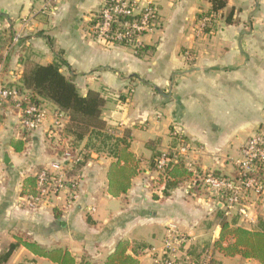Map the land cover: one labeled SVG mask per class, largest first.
Wrapping results in <instances>:
<instances>
[{"label":"crops","instance_id":"obj_1","mask_svg":"<svg viewBox=\"0 0 264 264\" xmlns=\"http://www.w3.org/2000/svg\"><path fill=\"white\" fill-rule=\"evenodd\" d=\"M149 3L159 21L156 31L142 41L143 48L155 50L140 55L141 50L133 47L95 39L92 21L102 0H0V22L11 23L0 31V63L7 77L15 81L25 65L65 61L61 71L81 95L93 91L106 100L102 118L112 133L122 136L130 131L133 158L126 168L135 171L127 192L115 196L109 180L115 160L89 150L85 165L70 172L82 175L77 202L69 206L67 195L60 193L48 203L30 206L26 202L30 178L35 180L38 172L49 168L61 148L87 149L86 141L73 142L66 130L69 119L50 103L45 104L50 115L62 116L60 138L50 139L46 133L52 117L42 131L31 135L14 117L1 116L0 256L13 243L20 246L0 264H57L29 250L25 241L46 251L63 249L76 264H106L124 241L127 254L138 264H162L168 224L191 238L174 264H193L209 242L213 264H260L240 254L226 255L215 243L222 231L219 214L231 227L258 229L264 223V196L253 192L243 196L241 203L251 219L244 222L236 209L227 212L221 195L202 184L190 189L191 177L164 197L167 181L152 162L158 153L185 142L191 148L186 162L198 174L236 173L243 146L264 128V0H229L214 16L210 30L198 19L211 9L208 0ZM231 11L234 23L227 24ZM9 32L19 41L4 49L1 42ZM20 142L24 149L17 152ZM232 242L229 238L223 247Z\"/></svg>","mask_w":264,"mask_h":264},{"label":"built area","instance_id":"obj_2","mask_svg":"<svg viewBox=\"0 0 264 264\" xmlns=\"http://www.w3.org/2000/svg\"><path fill=\"white\" fill-rule=\"evenodd\" d=\"M53 1L49 0L50 3ZM158 21V12L149 0H146V5H142L141 0H102L101 10L93 16L91 30L99 42L133 47L138 51L143 48L142 38L156 31ZM209 21V18H204L201 21L202 28H205ZM26 23L27 21H24L25 25ZM10 25L9 21L4 24L0 22V31L9 28ZM18 41L19 36L15 35L12 46ZM4 68V63L1 62L0 117L3 115L14 117L21 130L31 135L42 131L52 117L53 122L47 126L46 133L50 139L60 138L63 128L62 116L58 113L51 116L45 106L33 101L30 93L9 86L11 82L6 80L7 74ZM56 146H59V141ZM190 151V146L181 142L177 149L162 153L156 163V171L162 179L168 181L169 172L179 161H183L188 171L192 173L190 189L198 187L199 184L204 185L210 193L222 196L224 199L222 206L228 213L236 209L244 222H251L241 199L247 192L264 196V180L257 176L259 167H264V128L259 129L243 146V159L236 163V173L231 177L216 176L214 173L198 174L192 165L186 162ZM58 153L59 157L49 168L37 173L34 188L26 196V202L30 206L36 207L38 204L48 203L52 196H58L60 193L67 195L69 206L79 200L82 175L72 176L70 172L73 173L74 169L85 163L91 152L66 145ZM94 211L92 209V212ZM190 240L191 238L181 232L176 225L168 224L164 240L166 258L162 264H174L177 254L188 245ZM212 260L211 252L207 251L199 260L192 262L210 264Z\"/></svg>","mask_w":264,"mask_h":264},{"label":"trees","instance_id":"obj_3","mask_svg":"<svg viewBox=\"0 0 264 264\" xmlns=\"http://www.w3.org/2000/svg\"><path fill=\"white\" fill-rule=\"evenodd\" d=\"M208 1L211 4V9L206 14L198 16L200 20L204 18L210 19L205 30L212 29L214 16L224 10L229 2V0ZM233 17L234 11H231L226 23L233 24ZM4 39L1 42V44H6L4 49L12 48L15 39L14 33H10ZM154 50L155 48L144 47L141 49L140 55L145 52H154ZM64 65H66V62L60 59L49 65H25L21 77L11 82L9 86L16 87L22 92L30 93L33 101L40 106H45L47 103L53 104L58 113L69 119L66 130L73 138L74 143L86 141L88 150L112 157L115 162L109 171L111 194L115 196L125 194L129 189L130 179L135 174V171L126 168L129 159L133 158V155L129 152L130 131L126 130L122 136L113 134L112 129L102 118V111L106 104L104 97L100 93L93 91H89L86 96L81 95L74 82L62 73L61 70ZM24 145V142L16 145L17 152L23 151ZM161 155L162 153H158L155 156L156 159L152 162L155 170L157 160ZM85 163L81 166L85 165ZM169 175L164 189V197H169L171 190L184 186L192 177V173L188 171L183 161H179L169 172ZM214 175L219 176L217 173H214ZM257 176L264 180V167H259ZM35 181L31 178L29 180V184L32 187L31 191L34 188ZM223 216L219 214L217 217L222 231L215 246L226 255L240 254L245 259L255 260L260 264H264V223L260 222L259 228L256 230H248L243 227H231ZM229 238H233L234 242L227 247H223V242ZM22 244L35 254L49 258L57 264H76L75 258L63 249L46 251L36 243L25 241ZM19 246V243H13L9 250L0 256V263H6ZM127 250L128 243L120 242L106 264H138L135 257L127 254ZM205 252L207 251L204 249L203 253ZM210 264H213V261Z\"/></svg>","mask_w":264,"mask_h":264},{"label":"rangeland","instance_id":"obj_4","mask_svg":"<svg viewBox=\"0 0 264 264\" xmlns=\"http://www.w3.org/2000/svg\"><path fill=\"white\" fill-rule=\"evenodd\" d=\"M7 72H8V71H7ZM6 80L9 81V82H12V78L6 77ZM219 235H220V231L217 232V234H216V238L219 237ZM212 239H214V237H213ZM204 245H206V244L204 243ZM204 249H205L206 251H208V252L213 253V244L209 242V243L204 247ZM203 251H204V250H203Z\"/></svg>","mask_w":264,"mask_h":264},{"label":"water","instance_id":"obj_5","mask_svg":"<svg viewBox=\"0 0 264 264\" xmlns=\"http://www.w3.org/2000/svg\"><path fill=\"white\" fill-rule=\"evenodd\" d=\"M9 161H10V160H9V156H8V155H6V156H5V163H6V164H8V163H9Z\"/></svg>","mask_w":264,"mask_h":264}]
</instances>
